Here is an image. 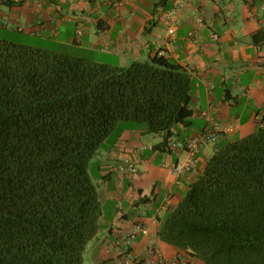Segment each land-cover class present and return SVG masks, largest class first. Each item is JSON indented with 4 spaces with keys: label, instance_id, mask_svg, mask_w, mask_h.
<instances>
[{
    "label": "trees",
    "instance_id": "16d2710c",
    "mask_svg": "<svg viewBox=\"0 0 264 264\" xmlns=\"http://www.w3.org/2000/svg\"><path fill=\"white\" fill-rule=\"evenodd\" d=\"M193 84L164 54L120 66L0 39V264H83L103 216L91 160L125 121L161 135L154 150L187 141L171 139ZM158 236L204 264H264L263 120L215 149Z\"/></svg>",
    "mask_w": 264,
    "mask_h": 264
},
{
    "label": "crops",
    "instance_id": "0c3cea01",
    "mask_svg": "<svg viewBox=\"0 0 264 264\" xmlns=\"http://www.w3.org/2000/svg\"><path fill=\"white\" fill-rule=\"evenodd\" d=\"M5 1L19 4L12 15L18 20L24 17L25 25L20 26H27L33 34L49 30L45 26H76L64 33L67 38L78 26H98L99 42L115 55L134 48V59L141 60L139 56L145 48L146 59L164 54L191 72L192 112L188 123L177 126V137L171 141L199 139L194 154L195 171L175 174L174 165L190 158V154L154 150L157 142L153 138L161 135L151 134L148 138L146 127L133 121L117 125L120 135L116 143L107 148V157L97 164L106 185L104 196L115 201L113 209L117 213L108 218L110 214L102 209L95 237L104 229L108 235L96 264H118L117 252L108 240H115L137 222L148 228V234L134 243L138 254L145 255L153 242L167 257L175 256L182 250L159 238L160 218L178 203L215 151L208 147L209 142H203V135L217 129L218 147L253 133L257 122L264 121V0H187V5L176 14L174 9L179 0ZM160 21L166 23L164 34L154 32ZM116 26L119 33L112 35ZM172 27L174 32L170 33ZM149 30L154 36L140 41L137 34L147 35ZM196 120L201 121V130L195 128ZM160 153L165 159L156 165L155 158ZM111 162H115L117 175L106 169ZM194 262L204 264L196 256Z\"/></svg>",
    "mask_w": 264,
    "mask_h": 264
},
{
    "label": "rangeland",
    "instance_id": "374dc122",
    "mask_svg": "<svg viewBox=\"0 0 264 264\" xmlns=\"http://www.w3.org/2000/svg\"><path fill=\"white\" fill-rule=\"evenodd\" d=\"M19 4H12L6 2L5 0H0V39L8 40L18 44L30 45L42 49L52 50L63 54H69L76 57L85 58L89 61L98 62V63H106L110 65H120L127 66L131 62L135 61V49L130 48L127 49L126 52L122 55H115L112 50L104 49L103 43L99 42L98 34V26H78L75 30L73 29L72 33L65 38L64 33L68 29L75 28L76 26H45L49 28L47 31H37V34H33L27 26L25 25V18L22 17L21 20L14 18L12 12L15 13V6ZM158 29L154 32H161L164 34L166 32V23L163 21L158 22ZM19 27H22V30H19ZM119 26H116L111 32L112 35H117L119 33ZM59 29V31L56 30ZM56 30V31H55ZM160 30V31H159ZM130 35V32L127 31ZM126 35V34H125ZM138 39L145 41L147 37H153V33L148 31L146 33H138ZM112 48V47H110ZM113 49V48H112ZM146 52V49L144 50ZM142 53L139 57L141 60L146 59L147 54ZM145 54V55H144ZM141 127H146L145 123L133 122ZM200 120L195 121V128L201 130ZM120 135V129L115 128L109 137L102 144L99 153L91 160L89 164V173L97 185V189L99 192V198L102 203V209L105 212L110 214L107 216L108 218L115 217L114 207L116 206L115 201L106 199L104 194L106 193V185L104 180L100 177L101 174L98 170V162L102 161L105 157H107V148L116 143L118 137ZM149 137L152 135L146 134ZM177 135H174V139H176ZM163 140L162 137L153 138L155 142H161ZM209 148L212 152L217 148L215 141L209 142ZM165 159V155L160 153V156L155 158V164L160 165V162ZM140 170H143L142 165H138ZM106 169H109L118 174V169L115 166V162H111L106 166ZM138 174V173H137ZM117 185V182H113ZM109 200V201H108ZM117 213V212H116ZM119 213V212H118ZM117 215V214H116ZM107 218V219H108ZM106 235H108L107 229H104L99 232L98 236L93 238L87 245V249L85 251V260L83 264H96V261L100 258V248H105L106 245ZM105 237V238H104ZM104 238V239H103ZM99 239L102 240L99 242Z\"/></svg>",
    "mask_w": 264,
    "mask_h": 264
},
{
    "label": "built area",
    "instance_id": "2783aa9c",
    "mask_svg": "<svg viewBox=\"0 0 264 264\" xmlns=\"http://www.w3.org/2000/svg\"><path fill=\"white\" fill-rule=\"evenodd\" d=\"M187 5V0H179L175 6L174 13H179ZM174 32V28H170V33ZM217 131V130H216ZM217 139V132H212L209 136L203 138L204 141L210 142ZM199 139L191 138L187 141H178L173 144V151L177 154L188 152L190 158L184 161H178L173 172L177 175H183L195 169L197 160L194 154L198 148ZM132 171L136 172L133 168ZM148 234V228L141 222L135 223L133 228L123 232L115 240H108L109 245L117 252L118 264H196L194 256L189 251H180L173 257H167L156 245L151 242L145 252L140 255L134 250V243L139 237Z\"/></svg>",
    "mask_w": 264,
    "mask_h": 264
}]
</instances>
